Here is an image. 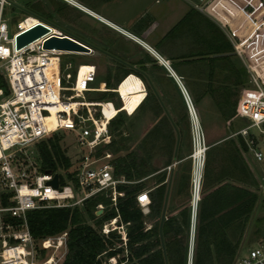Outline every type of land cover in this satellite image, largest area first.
Wrapping results in <instances>:
<instances>
[{"label": "trees", "instance_id": "16d2710c", "mask_svg": "<svg viewBox=\"0 0 264 264\" xmlns=\"http://www.w3.org/2000/svg\"><path fill=\"white\" fill-rule=\"evenodd\" d=\"M51 2L58 13L60 7L65 6V3L58 0ZM192 13L198 15L199 12L190 9L161 42L189 35L192 47L172 52L170 56L175 62V71L181 76L179 68L190 66L187 77L191 79L192 91L200 96L194 98L195 103H199L203 95H209L221 121L231 126L239 92L249 87L248 71L235 55L225 34L207 19L204 22H193ZM116 64V72L108 68L104 77H96L92 85L98 87L104 83L107 91L97 93L100 98L91 102H113L116 108L120 107V102L114 99L116 94L111 90L118 88L131 72L121 70L123 68L120 63ZM71 72L74 75L75 68ZM169 87L172 88V94L167 92V104L171 105L168 114L172 123L154 95L148 94L137 110L150 111L156 123L135 150L128 151L129 140L122 136L128 117L122 111L111 117L116 115L108 124L113 138L101 151L114 156V175L122 176L129 182L117 187L123 196L117 199L116 208L109 207L108 198L95 196L84 201L81 206L38 209L26 213L29 232L36 242L67 232L66 253L61 264H106L104 261L116 257V264H165L158 227L167 189L166 168L175 162H178V166L173 175L162 236L168 264H186L190 209L186 205L177 208L174 203L178 198L188 196L190 161L186 160L188 153L182 155V145L184 131L188 132L190 124L177 89L171 83ZM101 88L104 89V86ZM202 123L205 129L204 121ZM175 130L179 134V144L174 159ZM114 136L119 137L118 141ZM237 141L239 146L233 140L211 142L208 145L196 215L192 264H232L244 223L255 206L256 196L248 189L255 184V180L241 155L246 147L239 136ZM35 148L40 157L41 172L61 173L71 167V160L60 146V138L56 134L38 142ZM151 174H155L156 187L148 191L150 204L145 213L138 208L135 196L145 189L144 181ZM58 177L61 184H64V177ZM7 199V195L1 196L3 206L9 204ZM99 204L104 205V209L101 215L96 216ZM117 216L121 223H128L125 244L116 232L105 236L100 231L104 222ZM147 218L153 221L150 228L145 226ZM7 220L12 223L19 221L9 217Z\"/></svg>", "mask_w": 264, "mask_h": 264}, {"label": "built area", "instance_id": "2783aa9c", "mask_svg": "<svg viewBox=\"0 0 264 264\" xmlns=\"http://www.w3.org/2000/svg\"><path fill=\"white\" fill-rule=\"evenodd\" d=\"M180 1L201 14L223 17V14L229 15L237 10L235 0ZM8 5H11L10 0H0V214L5 215V221L0 226V264H61L66 253L67 232L36 242L29 232L26 213L38 209L81 206L84 201L95 196L108 198L109 207L116 208L117 199L123 196L117 187L129 182L122 176L114 175V156L101 149L111 142L108 124L120 112L122 98L116 88L111 91L121 102L119 108H116L113 102L84 100L85 94L106 92L107 89L103 83L98 87L92 85L97 77L94 65L85 64L89 70L82 83H79L81 64L75 67L73 75L72 64L63 66L61 63L62 58L76 54L71 51L44 49V43L52 37L76 41L62 30L53 27L57 34L48 32L17 49V36L30 27L22 28L19 22L10 35L3 14L4 7ZM248 5L252 12L256 10L248 3H244L243 8H248ZM39 22L45 27L49 26L43 21ZM85 46L88 48V55H93L94 49L88 44ZM235 54L241 57V46L236 48ZM253 63L252 61L248 65L250 87L242 91L236 106V117L246 125L236 135L242 139L252 160L256 164H263L264 154L256 149V145L258 141H264V72L261 70L264 64L260 66ZM165 67L169 70L168 64ZM174 79L188 113L192 135V153L189 159L193 240L200 200V190L197 192V188V201L194 204V150L196 142L204 149L198 180L202 183L208 148L192 100L180 81ZM101 86H104V89ZM108 105L116 109L113 118H107L105 115L104 106ZM252 129L257 132L259 138L250 133ZM62 131L72 133L76 145L84 148L85 152L72 159L71 167L65 172H41L40 157L35 145ZM32 146L34 152L30 151ZM170 169L171 167L166 168L167 171ZM59 175L64 177V184H61ZM262 175L260 190L264 195V168ZM55 176L57 187L50 185ZM2 195L8 196V205H2ZM135 199L138 208L148 212V191H140ZM96 209L101 215L104 205L99 204ZM7 217L19 221L12 223ZM127 226L128 223H121L117 216L104 222L100 231L105 236L116 232L125 244ZM233 264H264V240L237 252Z\"/></svg>", "mask_w": 264, "mask_h": 264}, {"label": "rangeland", "instance_id": "374dc122", "mask_svg": "<svg viewBox=\"0 0 264 264\" xmlns=\"http://www.w3.org/2000/svg\"><path fill=\"white\" fill-rule=\"evenodd\" d=\"M68 1L70 2V4L76 5V3H74L72 0H68ZM96 1L97 3H99V0H95V2ZM257 1L259 0H256V2ZM10 4L11 5L4 7V12H3L4 18L7 20L10 35L15 31L16 24H18L27 16L31 15L32 17H35L37 20L43 21L52 28L55 27L56 29L62 30L63 32L70 34L75 39L88 44L94 49L93 55L76 54L62 58L61 63L63 64V66L65 64L71 63L73 70L78 64L94 65L97 70L96 73L97 78L104 77L108 68L112 69L113 70L112 72H116L117 62H115L114 60H117L118 56L116 57L115 54H111L110 50H107L106 46H104L103 43H105L106 40L112 41L114 39L117 40L118 43L123 44L120 40V36L123 35H121L120 33L118 32L116 33V31H113L106 25H103L102 23L96 21H94L95 23L94 25H92L89 21L85 19V16L81 18L82 15L80 13L78 16H77L78 13L77 14L75 13L76 15L72 13L71 16L69 14L68 17H66V20H60V18L57 16L59 13L57 12L56 7L52 4L51 0H10ZM181 4L188 7V5L183 2H181ZM105 5L108 11L106 9L104 10L118 17V19H124V20H127L129 17H132L141 8L139 0H112V2ZM34 21L36 22V20L32 18L27 19V25L33 26ZM251 21L252 24L256 23L254 17L251 18ZM247 25H249V22L247 23ZM255 30L256 32H254ZM256 33H259V29L256 26L254 27L252 26L250 33H248L246 37L248 41L244 42L243 43L244 45L241 47L243 54H241L240 59L246 61V59H244V54H246V50L248 51L254 50L252 53H257V54H254L252 57L253 59L255 58L253 64L262 65L264 64V50H263L264 33H262V35H259V37L258 35H256ZM239 43L240 42H238V44ZM111 51L114 50H112L111 48ZM111 58H113L114 60ZM119 58H121V56ZM127 58L129 61L130 60L132 61L134 60L135 57L131 58L129 56ZM122 59H124V61L123 60L120 61L121 63L120 66L121 68H126L128 66V63H126V59L124 57ZM261 68H262L261 70H263L264 72V67ZM85 71L86 69L84 68L81 70V76H80L81 79L84 77ZM146 91L148 92L147 88ZM117 92L121 94L120 96L123 98V104L121 105V102L118 99L117 95L114 96L115 102L117 101L120 102L121 105L120 112L123 110L122 112H124V114L128 117L122 132V136L126 137L129 140L127 143L128 151H133L136 149L137 145L146 135V133H148L149 130L156 123V119L148 110L145 111L137 110L145 97V89L142 82L139 79H137L134 75L126 78L124 82H122L118 86ZM178 92H180V90ZM179 94H180L179 96L183 101L181 93ZM99 98L100 95L97 93H89V94H85L84 96V100L88 102L96 101ZM105 108L108 111L116 112V109L110 105L105 106ZM194 108L204 133L205 145L207 148H209L208 147L209 143L211 142L219 143L222 140H233L236 142V145L239 146L236 133L246 125V123L243 120L236 119L237 117H234L230 121L231 126H229L228 123L224 124L218 115L213 114V108L208 99L203 100L200 106H194ZM202 121H204L205 123V129L203 127ZM250 133H252L255 136V138H259L257 132L254 129L250 130ZM56 135L59 136L60 146L62 147L63 150H65L66 155L70 158L71 161H73L72 159H76L78 156H80L82 153L85 152L84 148L76 145V141L72 133L62 131L56 133ZM114 139L118 141L119 137L114 136ZM182 146H183L182 155H186L187 153L189 154L186 157V160L190 161V178H191V159H189V156L192 153V135H191L190 125L188 132L184 131ZM256 149L264 154V141H258L256 145ZM30 151L32 152L35 151L34 146L30 148ZM120 154H125V152H120ZM244 159L247 167L249 168L250 173L252 174L255 180V184L251 187H248V189L251 190V192L256 196L257 200L252 212L250 213V215L248 216L247 220L244 223L242 234L239 236L238 239L239 243H238L237 252L243 251L246 247H249L259 241L264 240V195L260 190V186L263 181L262 170L264 168V163L256 164L252 160V158H250L245 153H244ZM218 167L219 165L217 166V169ZM144 183H145V189H148L151 186V182L149 179H146ZM200 193H201V189H200ZM191 195H192L191 185H189L188 196L186 198L185 197L181 199L178 198L175 201L174 206H177V208H179L181 205H186L187 207H189L191 212V206H190ZM182 199L185 200L181 201ZM3 221H5V215L0 214V226L3 223ZM88 223L93 225L92 222L88 221ZM152 223L153 221L149 218L145 220V226L148 228H150ZM195 233H196V223L193 231L194 238H195ZM189 237H190V226L188 230V239ZM193 248H194V239H193L191 254H193ZM64 256L62 258V261L64 259ZM120 257L121 256H119V258ZM187 258L188 259H186V264H192V256H191V263H189L190 261L189 241H188ZM117 260L118 258L116 257L113 260L109 259L104 262L106 264H116Z\"/></svg>", "mask_w": 264, "mask_h": 264}, {"label": "crops", "instance_id": "0c3cea01", "mask_svg": "<svg viewBox=\"0 0 264 264\" xmlns=\"http://www.w3.org/2000/svg\"><path fill=\"white\" fill-rule=\"evenodd\" d=\"M58 1L62 3L66 2L65 6L60 7L61 8L59 13L60 15L59 14L57 15L60 18V20H66V17H68L69 14L71 16L72 13L74 14L78 13L77 14L78 16L80 13L82 15V16L80 15L81 18L85 16V19L89 21L92 25H94L95 23L94 21H96L102 23L103 25H106L113 31H116V33L118 32L121 35H123L120 36V40L123 44L118 43V41L114 39L112 41L106 40V42L103 44L104 46H106L107 50H110V52L112 54H115L116 57L118 56L117 60L111 58L115 62L120 63V61L122 60L124 61V59H122L123 57L126 59V63H128V66L126 68H123V70H128L131 73L127 75L123 79V81L132 75H134L137 79H139L142 82L145 89V98L150 93L154 95L157 101L159 98L161 100L162 105L159 103V101L158 103L160 104L164 114L165 111L168 114V110L170 109V105L167 104L168 103L167 92H170L172 94V88L169 87L170 83L171 85L175 86V88L177 89V93L178 94L180 93L178 92L179 88L174 79L177 78L180 81L183 88L185 89V91L187 92V94L189 95V97L191 98L193 106H200L203 100L208 99L213 108V114L218 115L214 105L211 102V98L209 97V95H203L201 101L197 104L195 103L194 98L200 96L195 94V92H193L191 89L192 82H190L191 79L187 77L190 66L182 67V68L180 67L179 69L182 71V75L180 76L179 73L175 71V62L170 59L172 58L170 57L172 56V52L184 51L192 47L191 39L189 35L184 34L183 36L175 40H171L166 43L161 42V40L170 31V29L189 13L191 9L189 6L188 7L184 6L183 4H181L180 0H139V3L141 5L139 11H137V13H135L132 17H129L127 20H124V19H118V17L107 12L108 10L106 9L105 4L112 2V0H99V3H97V1L95 2V0H85L84 2H78L77 0H72L74 3H76V5L70 4L68 0H63V1L58 0ZM235 3L237 10L230 13L229 15L223 14L224 15L223 17L216 16L214 14L213 15L201 14V13H198V15H196L195 13L191 14V18L193 17L192 19H194L193 22H195V20L204 22V19H207L216 27H218L230 41L232 47L234 48V53L237 47L240 46L242 47L244 45L243 43L248 41L246 37L248 33H250L252 26L253 27L256 26L259 29V33H256L258 37L259 35H262V33H264V5H263L264 0H259L257 2L256 0H235ZM244 3L251 4L256 10L252 12V8L249 5L248 8L244 9L243 8ZM259 4H261V6ZM104 9H106L107 11ZM201 17H203V19ZM252 17H254L256 20L255 24H252L251 21ZM248 22L249 25H247ZM35 23L36 22L34 21L33 24ZM254 32H256V30ZM238 42L240 43L238 44ZM111 48L114 51H111ZM253 51L254 50L252 51L246 50V54H244V59H246V61L239 58L245 69H247L248 71V78H249L248 65L249 63L255 60V58L254 59L252 58L253 55L257 54V53H252ZM120 56L121 58H119ZM129 56L131 58L135 57L134 60L129 61L127 58ZM164 64L165 65L168 64L169 70L165 67ZM119 74H121V72ZM145 86L148 89V92L146 91ZM243 90L244 89L240 90L237 98V102ZM145 98L143 99V102ZM162 100H164V102L166 103H163ZM164 104H167V106H165ZM234 117H236V110ZM236 119L239 118L237 117ZM195 147H196V152H195L196 161H195L194 173H193L194 190H195L193 194L194 204L195 201H197V193H196L197 188H198L197 192H199L201 185V180L200 181L198 180H199L200 169L203 158V147L201 146V144L196 142ZM244 153L251 158V155L249 153H247L246 151L244 152L241 151V155L243 159H244ZM177 163L178 162H175L170 166H168L171 167L170 171L166 170L167 185L168 182L170 181L167 206L169 205L172 180H173V175L178 166ZM149 180L151 182V186L148 189H144V190L152 191L156 187L155 174H151ZM145 213H147L146 210Z\"/></svg>", "mask_w": 264, "mask_h": 264}, {"label": "water", "instance_id": "95a60500", "mask_svg": "<svg viewBox=\"0 0 264 264\" xmlns=\"http://www.w3.org/2000/svg\"><path fill=\"white\" fill-rule=\"evenodd\" d=\"M48 32H49V29L47 27L43 26L42 24H36V25L28 28L22 34L17 36V39H16L17 49H20V48L28 45L29 43H32L33 41L37 40L38 38H40L41 36L45 35ZM75 40L76 41L71 40L69 38L52 37L44 43L43 47H44V49H57V50L71 51V52L88 51V48H86V46H85V45H87L86 43H83L77 39H75ZM158 101L162 105L161 100L159 98H158ZM165 114L168 117V119L170 120V122L172 123V121H171L169 115L166 113V111H165ZM175 132H176V145H175L174 156H173L174 159L176 158L177 148H178V144H179V134H178L177 130H175ZM50 185H52L53 187H57L56 176L50 182ZM169 185H170V181L168 182V185H167L166 194H165L164 203H163V208H162V213H161V218H160L159 227H158V234H159V239H160V243H161V249H162L165 264H168V261H167V256H166V251H165V246H164V241H163V236H162V227H163L164 221L166 220V207H167V199H168V195H169ZM95 215L99 216L100 212H96ZM192 229H193V220L190 219V237H189L190 261H189V263H191V256H192V254H191L192 242H193V240L191 239V230Z\"/></svg>", "mask_w": 264, "mask_h": 264}, {"label": "bare ground", "instance_id": "6f19581e", "mask_svg": "<svg viewBox=\"0 0 264 264\" xmlns=\"http://www.w3.org/2000/svg\"><path fill=\"white\" fill-rule=\"evenodd\" d=\"M27 19H29V18H33V17H26ZM26 18H24L22 21H20V26L22 27V28H28V27H32V26H28L27 25V19ZM34 19H36V18H34ZM36 24H40V22L36 19V23L34 24V25H36ZM33 25V24H32ZM33 25V26H34ZM50 31V33L51 34H57V30L56 29H54V28H52V27H49V26H46ZM83 52V53H82ZM73 54H77V55H88L89 54V52L88 51H76V52H72ZM81 66V68H80V72H79V77H78V80H79V83H82V80L84 79V77L81 79L80 78V76H81V70L84 68V69H86V71H85V74H86V72L89 70L88 68H87V66L85 65V64H81L80 65ZM85 74H84V76H85ZM124 82V81H123ZM118 93V92H117ZM119 94V93H118ZM121 94H119V96H120ZM120 98H122L121 96H120ZM122 100V104H123V98L121 99ZM123 111V110H122ZM104 112H106L105 113V115H106V117L107 118H111L112 117V115H113V113H115L114 111L113 112H111V111H108L106 108H105V106H104ZM196 152V147H195V150H194V159H195V161H196V158H195V153ZM203 152H204V149H203Z\"/></svg>", "mask_w": 264, "mask_h": 264}]
</instances>
